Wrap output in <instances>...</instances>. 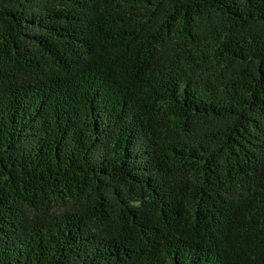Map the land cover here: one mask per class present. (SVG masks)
<instances>
[{
  "label": "trees",
  "instance_id": "16d2710c",
  "mask_svg": "<svg viewBox=\"0 0 264 264\" xmlns=\"http://www.w3.org/2000/svg\"><path fill=\"white\" fill-rule=\"evenodd\" d=\"M0 264H264V0H0Z\"/></svg>",
  "mask_w": 264,
  "mask_h": 264
}]
</instances>
